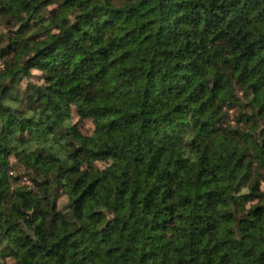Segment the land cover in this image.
I'll return each instance as SVG.
<instances>
[{"label": "trees", "instance_id": "obj_1", "mask_svg": "<svg viewBox=\"0 0 264 264\" xmlns=\"http://www.w3.org/2000/svg\"><path fill=\"white\" fill-rule=\"evenodd\" d=\"M0 264H264V0H0Z\"/></svg>", "mask_w": 264, "mask_h": 264}, {"label": "rangeland", "instance_id": "obj_2", "mask_svg": "<svg viewBox=\"0 0 264 264\" xmlns=\"http://www.w3.org/2000/svg\"><path fill=\"white\" fill-rule=\"evenodd\" d=\"M34 73L38 74L39 72L38 71H34ZM74 120L75 121H79V118L74 116ZM79 124H80V128L82 130L83 133H90L92 132L94 126H93V123L91 122V120H88V119H81L79 121ZM92 167L93 168H103L105 166V163L104 162H101V161H97V162H92L91 163Z\"/></svg>", "mask_w": 264, "mask_h": 264}]
</instances>
